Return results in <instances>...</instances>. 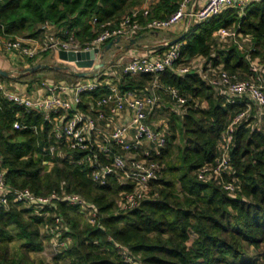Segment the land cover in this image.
Masks as SVG:
<instances>
[{
	"label": "trees",
	"instance_id": "16d2710c",
	"mask_svg": "<svg viewBox=\"0 0 264 264\" xmlns=\"http://www.w3.org/2000/svg\"><path fill=\"white\" fill-rule=\"evenodd\" d=\"M145 1L0 0V36L38 38L47 22L73 32L84 42L96 34L91 25L94 17L98 23L118 20ZM182 1L156 0L148 7V17L139 16L137 20L144 24L168 18ZM221 27L248 37L251 59L264 67V0H258L243 9L228 7L207 22L193 24L178 42L180 58L171 68L135 79L124 74L118 84L120 91H127L156 82L161 88H176L186 98L180 122L172 116L176 125H170V135L156 157L161 164L170 154L176 131L182 141L178 159L151 182L150 197L131 211H117L115 204L118 194L129 187L112 179L105 186H95L89 168L77 164L84 152L60 146L50 154L49 147L56 145L50 136L52 127L40 113L12 106L0 93V156L8 190L27 189L35 196L62 191L77 194L98 213L96 224H91L78 207L65 202L52 207L11 203L7 209L0 208V264H58L60 260L69 264H129L121 249L139 264H264V117L258 116L252 103L250 117L236 126L230 173L205 181L196 176L199 168L215 159L221 133L245 108L243 102H227L199 73L178 72L179 65L202 57L212 67L222 66L239 79L250 74L246 51L239 50L235 43L215 50L218 43L213 33ZM44 73L52 74L48 78L51 82L72 83L78 79L58 70H39L16 79L30 86L42 82ZM108 92L101 87L84 94L83 99L94 101ZM79 108L85 109L82 104ZM16 118L36 126V130L14 129ZM223 181L234 182L236 191L228 193ZM55 216L65 223L60 240H69L51 262L36 263L29 254L43 250L40 227H53ZM13 241L19 242L16 251L9 247Z\"/></svg>",
	"mask_w": 264,
	"mask_h": 264
},
{
	"label": "built area",
	"instance_id": "2783aa9c",
	"mask_svg": "<svg viewBox=\"0 0 264 264\" xmlns=\"http://www.w3.org/2000/svg\"><path fill=\"white\" fill-rule=\"evenodd\" d=\"M189 1L183 0L178 9L168 18L151 19L144 24L137 19L139 16L148 17L149 9L146 5L130 9L118 20L98 23L94 17L91 25L95 28L96 34L84 42H81L73 32L57 29L54 25L45 22L41 26L42 34L38 38L0 36V50L15 61L36 60L39 57L48 56L53 65H58L60 51L78 52L98 49L100 52L109 42H115L118 39L127 43L144 31L171 30L184 18L207 22L228 7L235 6L243 9L249 4V0H206L200 9L188 12ZM213 35L222 42L230 38L239 50L246 51V58L250 62V74L244 79H239L222 66H210L209 73L200 68L198 70L192 65L178 69L181 74L190 70L199 73L201 78L218 95L225 97L227 102L245 103V108L231 119L221 133L215 159L196 171L197 179L201 181L210 178L221 179L224 174L230 173V148L236 126L250 117V103L256 107L258 116L264 117V67L258 64L257 59H251L250 50L252 49L249 46V38L238 34L234 29L222 27L218 28ZM99 52L95 56V63L98 62ZM107 52L102 60L105 66L109 62L112 63L114 58L112 55L110 61H105ZM179 58L180 43H175L166 47L158 56L133 57L124 65L122 73L132 76L155 75L171 68ZM99 71L89 75L88 77L96 78L88 81L81 79L72 83L42 81L38 83L40 94L33 95L27 93L25 89L9 90L0 82V93L12 106L21 107L26 112L40 113L43 120L52 127L50 136L56 145L49 147L50 154L60 146L84 152V156L77 160V164H85L89 168V176L95 186H105L108 180L112 179L121 186L129 187L119 193L117 207L119 211H131L150 197V184L160 177L162 166L156 157L165 146L167 135L165 129H158L151 122V117L155 113L153 110L157 104L155 95L143 91H120L117 86L108 85L105 76L98 73ZM153 86L159 85L154 82ZM101 87H106L109 92L95 99L89 106V111L80 110L79 105L82 104L83 95ZM163 89L179 107L185 104L186 98L181 96L176 88L168 86ZM105 109L107 111H104ZM12 127L16 130L26 128L36 130V126L25 125L18 118L13 121ZM4 175L5 170L0 156V208L7 209L11 203L27 207H52L57 202H65L78 207L88 216L91 224H96L97 209L87 205L80 195L62 191L59 194L35 196L27 189L9 191L5 185ZM222 185L230 194L237 189L235 183L231 181H223ZM45 215L47 216L48 213ZM60 222L61 218L55 216V225L43 226V231L46 235L56 237L62 249L66 242L60 240L61 233L58 231ZM120 252L127 263L139 264L125 250L121 249Z\"/></svg>",
	"mask_w": 264,
	"mask_h": 264
},
{
	"label": "crops",
	"instance_id": "0c3cea01",
	"mask_svg": "<svg viewBox=\"0 0 264 264\" xmlns=\"http://www.w3.org/2000/svg\"><path fill=\"white\" fill-rule=\"evenodd\" d=\"M154 1H156V0H146L143 3V5H146L147 7H149L150 3H153ZM252 1H258V0H249V3ZM205 2H206V0H190L188 7H187V11L189 12L191 7H192L193 11H197L198 9H200L204 5ZM195 23H199V22L195 21L194 19L190 20L189 18H184V19L180 20L169 31H144V32H142L136 38V45H140L138 47L135 46L129 50H121L120 48L112 47L110 50H113V51L111 54H109L107 56L108 60L105 59V61H110V57L113 55V57H114L113 62L112 63L109 62L111 64L108 63L107 66H105V68L103 69L104 72H102V73H103V75H106V72H110V67H111V68H113L112 70H114L115 73H117V78L116 79H114V78L106 79L108 82V85H110V86L114 85V86L118 87V84L120 83V81L122 80V78L124 76V74L122 73V69H123L124 65L127 62H129L133 57H136V56H138V57L139 56L155 57V56L162 54L165 49H163L161 52L155 53V50H156L155 47L156 46L164 44V43H166V42H168L174 38L179 37L185 31H188L189 28ZM215 40L218 43V39L215 38ZM127 43L125 41H120L119 45L124 46ZM110 50H108V51H110ZM0 52H4V51L0 50ZM11 61L16 63V64L22 63L21 62L22 60L15 61V60L11 59ZM189 65L195 66L196 69H198V70L200 68L206 73H209L208 72L209 67L211 66L209 63L206 62V59L202 58V57L194 58L190 62ZM11 66H13V65H11ZM11 66L9 67L6 65L5 67H0V69L10 72L9 77L0 78V82L7 89L14 90V91H21V90L25 89L26 92L31 94V95H33L35 93L40 94V92H39L40 88H39L38 83H33L32 85L29 86L27 83L17 82L16 77L19 76V74H17V71H19V70H21L27 66H18L15 68L11 67ZM137 77H138V75L131 76V78H134V79ZM77 80H79V78ZM116 81L119 83H117ZM133 91H136V92L143 91L147 94L152 93L153 95H155L156 100H157L156 107L153 110L155 112L159 111V109H160L159 102L163 101L165 98H168L169 101H172L170 96L160 86L154 87L153 85L152 86L146 85L145 88L137 89V90L134 89ZM87 98H90V96H87ZM85 100L86 99L85 98L83 99V97H82V105L85 108L84 111H89V106L92 104L93 101L85 102ZM174 104H175V102L172 103V105H173V107L171 108L172 111H182V109H178L179 106L177 104H175V105H177V107H174ZM104 111H107V110L105 109ZM124 111H127V110H124ZM152 124H153V122H152ZM153 126H154V124H153ZM156 128L165 129V127H161V125L159 127H156Z\"/></svg>",
	"mask_w": 264,
	"mask_h": 264
},
{
	"label": "rangeland",
	"instance_id": "374dc122",
	"mask_svg": "<svg viewBox=\"0 0 264 264\" xmlns=\"http://www.w3.org/2000/svg\"><path fill=\"white\" fill-rule=\"evenodd\" d=\"M159 31H169V30H159ZM226 40L227 41H224V42L218 40V46H215V50L216 49H222L224 47H228V45H230L229 43H231L232 40L230 38H227ZM112 51L113 50L108 51V53L106 55V58H105L106 60H108L107 56L109 54H111ZM21 62L22 63H19V64L17 63L16 64V63L11 61V59L8 56L7 53L0 52V67H5L6 65L9 66V67L11 65H13L11 67H14V68L18 67V66H27V67H29L31 64H34L35 62L36 63H45V64L53 65V63L51 62V60L49 59L48 56H42V57H39L36 60H22ZM58 65H60V66L61 65L62 66H69L71 68L77 69L75 67V65L72 64V63H65V62L59 61ZM184 66H187V65H179L178 69L180 67H184ZM103 69H101L98 73L103 74L102 73V72H104ZM112 69L113 68L110 67V72H106V75H104L106 79H108V78L116 79L117 78V73H115V71L112 70ZM42 77L44 78L43 81H48L49 80L48 78H52L53 76L50 73H44L42 75ZM92 78H96V77H88V78L85 77V78H79V79L84 80V81H88V80H90ZM117 83H119V82H117ZM172 103L173 102L169 101L168 98H165L163 101L159 102V104H160L159 111H156L151 117V121L153 122L155 127H159L160 125H161V127H165L166 135H170V125H172V124L176 125V122H180V115L183 114V111H172L171 110V108L173 107ZM174 107H177V105L174 104ZM178 109H181V107H178ZM250 112H251V110H250ZM173 115H176V117H177L176 122L175 121L174 122L171 121ZM175 135H176V139L172 143V148H171L170 154L167 157H165V159L162 160V162H161V166H162V170L161 171L166 170L168 168L169 164L175 163L177 161V159H178V149L180 147H182V141H181V139L179 137V134L176 131H175ZM164 176H165V174H164ZM176 187L179 189V185H176ZM118 198H119V194L115 198L116 199L115 200V204H116V210L117 211H118V207H117ZM82 213L84 214L83 218L86 221H89L88 216L84 212H82ZM64 228H65V223L61 221L59 226H58V231L61 233V235L63 234V229ZM40 233H41V235L43 237L44 248H43V250L41 252L30 253L29 257L32 260H34L36 263L39 262V261L51 262L52 259L56 256V254L59 251V249H61L60 248L61 246L58 245L59 242H57V238L56 237L53 238L52 236L46 235V233L43 231V226L40 227ZM68 239H69V237H66L64 239L66 244H67ZM9 247H10L11 251H16L18 249V247H19V242L18 241H13L12 243H10ZM58 264H69V261L68 260H60L58 262Z\"/></svg>",
	"mask_w": 264,
	"mask_h": 264
},
{
	"label": "water",
	"instance_id": "95a60500",
	"mask_svg": "<svg viewBox=\"0 0 264 264\" xmlns=\"http://www.w3.org/2000/svg\"><path fill=\"white\" fill-rule=\"evenodd\" d=\"M192 7L190 8L189 12H192ZM187 31H185L182 35H180L177 38H174L164 44L158 45L155 48H166L168 46H171L175 43H178L182 40V38L185 36ZM120 40H116L115 42H109L107 45H105L104 49L99 52L98 49H92L89 51H60L58 53V58L60 61L65 63H72L75 65L77 69L85 70V71H77L74 68H71L69 66H60V65H49L45 63H37L35 65L25 67L19 71H17V74L23 75V74H30L34 73L39 70H58V71H65L69 73L70 75L77 77V78H85L89 75L94 74L95 72L99 71L100 69L104 68L105 63L102 62L106 52L110 50L112 47L120 48L121 50H129L132 49L136 45V38L131 39L128 41L127 44L124 46L119 45ZM99 52L98 55V62L95 63V56ZM0 76L2 77H9L10 72L0 69Z\"/></svg>",
	"mask_w": 264,
	"mask_h": 264
}]
</instances>
